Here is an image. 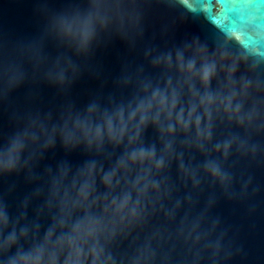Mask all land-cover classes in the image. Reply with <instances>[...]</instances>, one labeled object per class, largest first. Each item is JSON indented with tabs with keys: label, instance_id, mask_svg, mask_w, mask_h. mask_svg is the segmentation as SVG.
Here are the masks:
<instances>
[{
	"label": "water",
	"instance_id": "obj_1",
	"mask_svg": "<svg viewBox=\"0 0 264 264\" xmlns=\"http://www.w3.org/2000/svg\"><path fill=\"white\" fill-rule=\"evenodd\" d=\"M0 264H264V0H0Z\"/></svg>",
	"mask_w": 264,
	"mask_h": 264
}]
</instances>
